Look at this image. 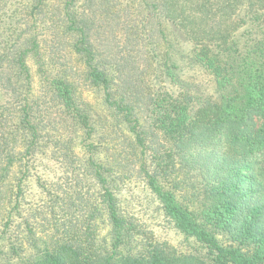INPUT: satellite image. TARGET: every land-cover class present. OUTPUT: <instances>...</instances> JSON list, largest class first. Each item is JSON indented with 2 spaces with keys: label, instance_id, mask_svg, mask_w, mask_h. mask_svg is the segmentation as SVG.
Wrapping results in <instances>:
<instances>
[{
  "label": "trees",
  "instance_id": "obj_1",
  "mask_svg": "<svg viewBox=\"0 0 264 264\" xmlns=\"http://www.w3.org/2000/svg\"><path fill=\"white\" fill-rule=\"evenodd\" d=\"M0 99V264H264V0H0Z\"/></svg>",
  "mask_w": 264,
  "mask_h": 264
},
{
  "label": "rangeland",
  "instance_id": "obj_2",
  "mask_svg": "<svg viewBox=\"0 0 264 264\" xmlns=\"http://www.w3.org/2000/svg\"><path fill=\"white\" fill-rule=\"evenodd\" d=\"M233 34L238 37L241 34V28L235 30ZM186 78L194 85L197 96H200L199 98L213 97L216 99L217 96H220L214 86V80H212L210 75L203 69L196 68L190 71ZM85 96L92 101L93 96L91 93H86ZM0 102H2V99H0ZM122 193L121 197L123 199V204L127 209H129L130 212H134L142 221L147 223V225H152L155 228L154 232L161 240L168 241L171 245L183 252L197 250L198 246L193 240L186 239L178 230L168 226L163 217L158 212H155L153 198L148 194L147 190H144L142 185L133 183L131 186L123 189ZM39 197L42 199L39 194L30 200L35 201L38 200Z\"/></svg>",
  "mask_w": 264,
  "mask_h": 264
}]
</instances>
